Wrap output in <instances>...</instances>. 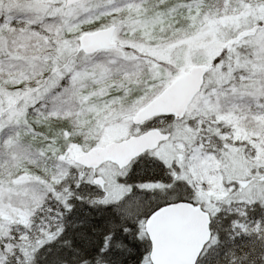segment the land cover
<instances>
[{
  "label": "snow or ice",
  "instance_id": "obj_1",
  "mask_svg": "<svg viewBox=\"0 0 264 264\" xmlns=\"http://www.w3.org/2000/svg\"><path fill=\"white\" fill-rule=\"evenodd\" d=\"M0 264H264V0H0Z\"/></svg>",
  "mask_w": 264,
  "mask_h": 264
}]
</instances>
